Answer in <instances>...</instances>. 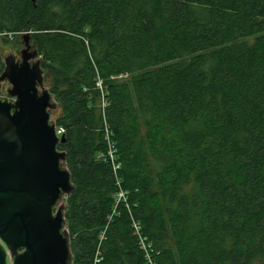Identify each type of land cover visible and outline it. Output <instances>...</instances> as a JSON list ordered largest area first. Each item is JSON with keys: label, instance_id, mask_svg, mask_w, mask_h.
Returning <instances> with one entry per match:
<instances>
[{"label": "trees", "instance_id": "obj_1", "mask_svg": "<svg viewBox=\"0 0 264 264\" xmlns=\"http://www.w3.org/2000/svg\"><path fill=\"white\" fill-rule=\"evenodd\" d=\"M24 33L61 109L71 264H145L133 222L157 264H264V0H0V37Z\"/></svg>", "mask_w": 264, "mask_h": 264}, {"label": "water", "instance_id": "obj_2", "mask_svg": "<svg viewBox=\"0 0 264 264\" xmlns=\"http://www.w3.org/2000/svg\"><path fill=\"white\" fill-rule=\"evenodd\" d=\"M29 38L0 75L9 96H0V264H71L63 201L72 185L58 150L65 137L50 121L55 104Z\"/></svg>", "mask_w": 264, "mask_h": 264}, {"label": "built area", "instance_id": "obj_3", "mask_svg": "<svg viewBox=\"0 0 264 264\" xmlns=\"http://www.w3.org/2000/svg\"><path fill=\"white\" fill-rule=\"evenodd\" d=\"M55 131H56V135L59 138L63 136L64 130L62 128H55ZM108 156L110 160L113 162L114 147L112 145L109 146ZM117 168H118V165L114 166V170H116ZM120 204L125 205L126 208L128 207L127 194L124 191H119L116 194L114 207L116 208ZM132 228H133V233L137 238L138 245L143 253L145 264H157L155 254L157 255L158 253L155 252L150 242L143 235L140 224L138 222H133ZM100 261H101V258H99V253L97 252L96 258L94 260V264H98Z\"/></svg>", "mask_w": 264, "mask_h": 264}, {"label": "rangeland", "instance_id": "obj_4", "mask_svg": "<svg viewBox=\"0 0 264 264\" xmlns=\"http://www.w3.org/2000/svg\"><path fill=\"white\" fill-rule=\"evenodd\" d=\"M24 34L19 35L16 38L9 40L7 43H5L4 39L0 37V54L3 60L8 56H14L16 60L21 59V52L24 50V40H23ZM29 44H30V39H29ZM31 50H34L32 46H31ZM36 60L40 61V58L37 57ZM50 86H51L50 79L47 78V80L43 81V87H42L43 89L49 90ZM0 96L6 97V98L9 97L8 92H4V91H0ZM52 101L55 104V108L50 111V121L52 123H55L56 119L61 116V109L59 105L55 102V99L53 96H52ZM66 201H67V197L64 198V201H63L64 205Z\"/></svg>", "mask_w": 264, "mask_h": 264}]
</instances>
